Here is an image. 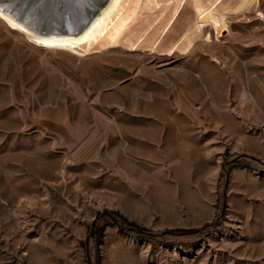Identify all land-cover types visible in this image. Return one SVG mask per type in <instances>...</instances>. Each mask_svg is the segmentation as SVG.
Here are the masks:
<instances>
[{
	"label": "rangeland",
	"instance_id": "1",
	"mask_svg": "<svg viewBox=\"0 0 264 264\" xmlns=\"http://www.w3.org/2000/svg\"><path fill=\"white\" fill-rule=\"evenodd\" d=\"M124 1L84 54L0 20V264H264V0Z\"/></svg>",
	"mask_w": 264,
	"mask_h": 264
},
{
	"label": "bare ground",
	"instance_id": "2",
	"mask_svg": "<svg viewBox=\"0 0 264 264\" xmlns=\"http://www.w3.org/2000/svg\"><path fill=\"white\" fill-rule=\"evenodd\" d=\"M124 0H0V20L29 40L46 47L64 46L84 54L120 11ZM260 0H246L241 14L258 7ZM199 34L206 41L220 39L230 31L225 13L197 7ZM259 14V13H258ZM261 14V13H260ZM27 28L31 31L27 32ZM210 30V31H209ZM73 50V51H74ZM86 53V52H85Z\"/></svg>",
	"mask_w": 264,
	"mask_h": 264
}]
</instances>
